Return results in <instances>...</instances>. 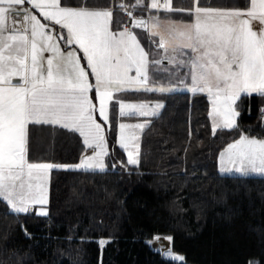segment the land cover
Instances as JSON below:
<instances>
[{
	"label": "snow or ice",
	"instance_id": "1",
	"mask_svg": "<svg viewBox=\"0 0 264 264\" xmlns=\"http://www.w3.org/2000/svg\"><path fill=\"white\" fill-rule=\"evenodd\" d=\"M117 8L127 22L116 17ZM175 11L189 19H176ZM136 29L146 30L147 46ZM178 87L207 94L213 135L239 128L241 103L253 94L264 98V0L228 7L192 0L182 9L173 0H0V202L16 214L46 216L53 168L108 166L114 99L122 118L156 116L164 107L160 100L133 102L116 93ZM149 123H119L123 166L140 165V134ZM30 125L78 133L85 155L71 165L30 160ZM219 164L222 172L264 175V138L239 135L220 152ZM163 251L185 264V255Z\"/></svg>",
	"mask_w": 264,
	"mask_h": 264
},
{
	"label": "trees",
	"instance_id": "2",
	"mask_svg": "<svg viewBox=\"0 0 264 264\" xmlns=\"http://www.w3.org/2000/svg\"><path fill=\"white\" fill-rule=\"evenodd\" d=\"M173 1L176 9L192 2ZM225 1L230 3L201 4ZM115 15L124 19L119 8ZM171 15L189 19L186 12ZM139 94L164 103L143 133L140 165L120 163L127 156L113 146V135L105 170L52 171L46 216L35 210L16 214L0 202V264H177L153 247L157 236L169 235L185 264H264V177L223 175L219 169L220 152L239 135L264 138V98L253 94L241 103L238 129L213 135L206 94ZM42 127L49 132L42 145H33L36 159L80 162L86 149L78 133Z\"/></svg>",
	"mask_w": 264,
	"mask_h": 264
},
{
	"label": "rangeland",
	"instance_id": "3",
	"mask_svg": "<svg viewBox=\"0 0 264 264\" xmlns=\"http://www.w3.org/2000/svg\"><path fill=\"white\" fill-rule=\"evenodd\" d=\"M137 31V30H136ZM139 34V36L141 37V41L143 39V35L141 36V33L140 32H137ZM145 36H147V34H144ZM166 63V62H165ZM93 81H94V77H92ZM184 91L186 90V88L184 87H178L176 89H174L173 91ZM188 91V90H187ZM139 92L141 91H132V90H129V91H125V92H119V93H116V97L118 98H122V99H125V100H128V101H133V102H139V101H142V100H146V101H149L151 102L153 105L155 102L153 101H150L148 99H146V94L143 95V94H139ZM172 92V91H171ZM165 93H169V92H165ZM164 108V107H163ZM162 109L159 110L158 114L159 115L161 112H162ZM211 109V107H210ZM156 115V116H157ZM152 117H155V116H151V117H140V116H133V117H128V116H125V117H120L119 116V105H118V100L117 99H114L112 101V105L110 107V123H111V128L107 130V140H108V147H109V150H110V137L115 135V139H114V147H117V149H122L120 148L119 146V143H118V140H119V123L121 122H125V123H138V122H143L145 120H148L150 121V119ZM98 119H102L100 117H98ZM108 123V122H106ZM149 124H147L148 126ZM147 126L144 128L143 132L140 134V145L142 144V138H143V133L144 131L146 130ZM49 132V131H48ZM29 139H30V143H31V146H30V151H29V159L30 160H33V161H37V162H46V161H41L40 159H36L39 155L38 154H33V145H35V141L37 142V140L33 139V131L32 129L30 128L29 130ZM41 144V143H40ZM43 144V143H42ZM41 144V145H42ZM123 150V149H122ZM127 156V153L125 150H123ZM141 152H142V148H141ZM88 154H90V150L87 152ZM106 159V157H105ZM106 162V161H105ZM53 163V162H51ZM55 164V163H54ZM57 164H60V163H57ZM77 164V163H76ZM55 168H53L51 170V173H50V179H49V202H50V188H51V177H52V171L54 170ZM75 169V168H74ZM106 169V168H105ZM104 169V170H105ZM77 170H86V169H77ZM87 170H90V171H102L100 169H87ZM224 175H237V176H256V177H264V175H261V174H258V173H249V174H242L240 172H237L235 170L233 171H225L223 173ZM48 205H46L47 207ZM39 206H37L38 208ZM48 208V207H47ZM37 212V211H36ZM38 214V212H37ZM40 215V214H39ZM154 240V239H153ZM157 240V239H156ZM154 240L153 241V247L155 248V245H154V242L156 241ZM167 240V239H165ZM152 241V240H151ZM151 241H149V244L151 245ZM152 246V245H151ZM155 251L158 252V250H156V248L154 249ZM159 253L166 259H168L169 257L165 256L163 253H161L159 251ZM168 260H171V259H168ZM172 261V260H171Z\"/></svg>",
	"mask_w": 264,
	"mask_h": 264
},
{
	"label": "crops",
	"instance_id": "4",
	"mask_svg": "<svg viewBox=\"0 0 264 264\" xmlns=\"http://www.w3.org/2000/svg\"><path fill=\"white\" fill-rule=\"evenodd\" d=\"M227 1H225V3H224V5H221L222 7H228V6H232V5H235V4H237V3H239V1H234V0H230L229 2L230 3H226ZM233 2V3H232ZM173 3H174V1H173ZM58 27V26H57ZM256 27H259V25L257 24L256 25ZM141 36H142V34H141ZM145 41H149V39H147V37H143V39H142V43H144ZM46 55H48V54H46ZM186 90H188V91H190L189 89H187L186 88ZM204 94H206V93H204ZM207 95V94H206ZM210 102V101H209ZM210 107H211V104H210ZM211 110V109H210ZM211 118V117H210ZM36 126H38V128H36ZM42 126H40V125H30L29 126V130H30V128L32 129V131H33V135H36V133H35V131H37V133L40 135V138L38 139V141L36 142L35 141V144H37V143H39V145H40V143H43L44 141H45V136H46V134L48 133V128H46V127H42ZM52 127H59V126H52ZM53 136H54V133H51ZM41 135H42V137H41ZM41 138H43V139H41ZM30 146H31V143H30V139H29V151H30ZM33 154L35 155L36 153L33 151ZM28 155H29V152H28ZM219 169H220V164H219ZM222 174L224 173V172H222V171H220ZM224 175V174H223ZM228 175H230V174H228ZM235 176H237V175H235Z\"/></svg>",
	"mask_w": 264,
	"mask_h": 264
},
{
	"label": "bare ground",
	"instance_id": "5",
	"mask_svg": "<svg viewBox=\"0 0 264 264\" xmlns=\"http://www.w3.org/2000/svg\"><path fill=\"white\" fill-rule=\"evenodd\" d=\"M154 245H155L156 250H158V252L160 251L161 253L164 254V251H163L164 249H166L168 247L172 248V241H168L165 239H157L154 242ZM168 259H170V258H168Z\"/></svg>",
	"mask_w": 264,
	"mask_h": 264
}]
</instances>
